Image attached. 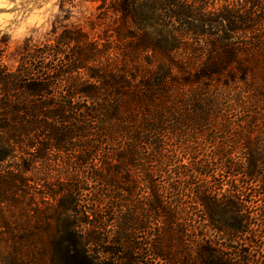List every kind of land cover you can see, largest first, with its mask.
Returning <instances> with one entry per match:
<instances>
[{
  "label": "trees",
  "instance_id": "16d2710c",
  "mask_svg": "<svg viewBox=\"0 0 264 264\" xmlns=\"http://www.w3.org/2000/svg\"><path fill=\"white\" fill-rule=\"evenodd\" d=\"M93 1L101 2L105 19L115 15L112 36L94 39L82 29L65 28L53 41L26 43L13 65L0 58V231L7 236L2 239L7 251L12 248V255L0 264H47L50 248L51 264H147L146 255L169 264H238L204 235L198 236L194 255L188 254L180 236L174 253L169 238L175 216L150 181V206L164 228L157 235L161 244H150L149 249L139 235L153 234L139 214L124 217L116 207V233L96 234L92 229L99 227L79 220L75 186L38 197L31 184L46 186L42 169L48 174L75 169L78 174L92 172L109 193L137 196L140 183L122 186L117 179L123 169L114 167V161L136 167L145 145L162 154L166 138H186L187 129L213 127L220 115L229 118L223 114L250 95L264 106V0H243L235 9L208 14L184 0ZM238 81L246 83L238 95L241 100L235 97ZM242 110L250 112L248 107ZM251 135L246 131L242 139L248 164L244 170L234 169L262 183L264 159ZM125 138L130 141L127 150L121 147ZM65 158L69 162L63 165ZM238 193L219 197L207 189L196 192L214 230L232 234L245 229ZM50 201L59 205L49 217L57 223L55 229L51 223L43 227L41 220L35 225L24 221L15 229L1 212L13 203L23 210L27 202L38 207ZM98 212L92 216L99 223ZM46 228L52 237L44 244ZM122 246L129 247L127 254Z\"/></svg>",
  "mask_w": 264,
  "mask_h": 264
},
{
  "label": "rangeland",
  "instance_id": "374dc122",
  "mask_svg": "<svg viewBox=\"0 0 264 264\" xmlns=\"http://www.w3.org/2000/svg\"><path fill=\"white\" fill-rule=\"evenodd\" d=\"M184 2L193 9L208 14L219 13L222 8L235 9L240 5L239 2L244 1L184 0ZM100 5L101 2L93 0H0V58L13 65L19 59L23 51L22 46L26 43L37 46L53 41L65 28L82 29L94 39L112 36L116 17L112 15L105 19L102 11L99 10ZM1 50H4L2 54ZM234 87L235 97L241 100V96L238 95H241L246 83L238 81ZM245 95L243 94V97ZM254 96L250 95L249 99L243 98L244 103H238L234 107L235 110L223 114L229 118L225 119L220 115L213 127H207L202 131L187 129L186 138L177 135L166 138L162 154L156 147L145 145L144 157H141L143 159L139 157L134 163L136 167L128 161H114L112 163L114 167L123 169L117 179L123 183L122 186L124 184L127 186L134 180L140 183L139 190L142 191L137 196H131L127 191L109 193L110 191L99 185V180L92 176V172L78 174L75 169L59 168L58 171L49 174L42 169L41 173L45 174L47 180L46 186L33 184L31 186L38 197L45 196L50 190H66L71 185L75 186V195L79 198L78 209L81 210L79 220L83 223L89 221L92 226L99 227L92 229L96 234L116 233V228H112L115 226L112 219L118 215L116 207H119L118 211L120 214L123 213L124 217H128L133 212L139 214L144 218V222L147 221L148 229L153 234V236L144 233L139 235L140 241L145 242L144 248L149 249L150 244H161L162 241L158 243L157 235H159L158 231L164 228V224L158 221L156 213L150 206L153 201V195L147 188L149 186L147 182L150 181V185L159 187L165 205L175 216L173 236L169 238L174 245L172 247L174 253L179 249L180 244L175 241L179 236L185 238L183 241L188 254L194 255L196 240L198 236L204 235L206 241H212L225 254L236 258L238 264H264V182L256 183L246 175L236 172L237 168L244 170L248 164L247 150L242 141L246 131L252 132L250 139L253 147L264 159V106L257 105ZM242 107L250 108V112L245 113ZM248 123H254L255 127L249 128ZM129 145L130 141L125 138L121 147L127 150ZM67 161V158L63 159V165ZM97 162L101 163L100 160ZM226 165L228 167L231 165L233 168H226ZM201 170L209 172L210 175L200 173ZM94 172H100V169L94 167ZM145 176L147 181L144 182ZM31 177L32 180L35 179L34 176ZM200 189H207L219 197L239 192L238 195L242 200L239 210L246 220L245 229L232 234H223L214 230L207 209L199 205L196 199V192ZM107 193L109 197H106ZM118 198H121V201ZM50 202L38 207L32 202H27L23 210L20 204L13 203L12 206L4 207L1 212H5L15 229H18L20 223L24 221L35 225L38 220L42 221L43 227L51 223L55 229L57 223H52V220L49 222V217L53 206L59 205L56 201ZM27 204L28 208H26ZM35 208L39 215L36 214ZM94 211H100L97 214L99 223L98 218L92 216ZM5 236L6 234L0 231V262L7 255H12V248L7 251L8 246L2 240L7 238ZM42 236L44 244L49 243L52 232L46 228ZM167 243L166 240V246ZM90 247L93 248L92 246L87 248ZM121 248L123 254L129 252V247ZM49 251L48 255L45 254L47 264H51L52 253L54 254L51 248ZM60 257L58 254L59 261ZM135 257L141 256L135 255ZM144 261L147 264H169L155 259L153 255H146Z\"/></svg>",
  "mask_w": 264,
  "mask_h": 264
}]
</instances>
